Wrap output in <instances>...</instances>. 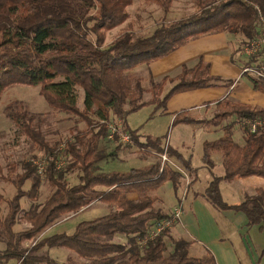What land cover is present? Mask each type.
Listing matches in <instances>:
<instances>
[{
  "label": "trees",
  "instance_id": "16d2710c",
  "mask_svg": "<svg viewBox=\"0 0 264 264\" xmlns=\"http://www.w3.org/2000/svg\"><path fill=\"white\" fill-rule=\"evenodd\" d=\"M143 1L156 4L164 17L173 0ZM192 1L196 11L187 17L161 22L146 35L122 29L104 44V32L124 22L125 8L131 0H0V97L13 85L37 86L50 109L90 120L80 133L65 140L64 151L69 159L59 169L54 161L63 152L55 150L56 142L50 144L43 139L34 115L16 109L14 104L5 106V116L47 158L42 178L26 162L23 172L10 180L15 192L0 218V262L15 259L17 264H60L45 250L62 247L70 254L61 264H216L207 248L200 255L190 253L193 240L172 238L168 235L170 229L147 239L154 223L169 218V213L154 208L156 197L151 192L169 182L179 199L180 172L169 164L160 167L158 161L125 171H99L96 167L103 158L98 143L107 138L106 122L116 117L132 142L147 145L157 154L165 147L168 157L177 159L187 171H196L176 149L168 144L161 146L159 138L146 136L138 141L139 134L128 129L125 117L146 105L153 106L152 115L164 110L167 100L176 93L217 85L221 79L209 74V64L201 58L191 67L182 65L176 76L159 80L152 78L148 64L200 36L238 34L243 36L242 45L246 44L256 36L258 26L253 5L264 11V0ZM141 64L145 65V76L132 74V68ZM246 77L253 90L264 91V79ZM76 88L82 90V110L77 106ZM144 93L149 97L144 98ZM213 107L216 112L206 122L217 124L226 118L264 122V107L258 105L224 96L215 100ZM90 112L95 117L93 122L86 116ZM235 122L222 126L219 137L201 143L200 160L211 177L201 196L217 209L241 211L248 226L264 228V214L252 210L261 205L264 190L256 189L236 205L225 203L220 195L221 181L229 183L249 176L264 179V124L254 131L242 124L243 143L239 145L232 139ZM199 123L200 118L186 109L172 114L171 125ZM214 153L221 156V176L211 170ZM72 171L77 172V182L68 184L64 173ZM41 180L51 187L50 194L42 203L31 202L22 209L21 198L35 200ZM25 181H29L27 189L22 188ZM92 201L103 203L107 213L77 223L70 234L43 235L30 246H23L24 241L44 233L61 216L76 213ZM20 220L29 226L13 230ZM115 235L125 236L126 243L113 242Z\"/></svg>",
  "mask_w": 264,
  "mask_h": 264
},
{
  "label": "rangeland",
  "instance_id": "374dc122",
  "mask_svg": "<svg viewBox=\"0 0 264 264\" xmlns=\"http://www.w3.org/2000/svg\"><path fill=\"white\" fill-rule=\"evenodd\" d=\"M125 11L127 17L124 22L104 32V44L109 43L122 29L126 28L130 29L135 35L149 34L161 22H171L187 17L196 11V7L192 0H173L169 5L168 13L163 17L161 9L156 4L148 3L143 0H131V3L126 6ZM225 36H227V38L225 37V44L230 53V63L233 64L234 67L240 69L246 60V57L240 52L243 47V36L238 34H226ZM144 66L145 65L141 64L132 68V74L145 76L146 70ZM215 77L221 79L215 87L227 88L228 90L231 86L230 83H234L233 92L246 86L253 93L250 95H257V91L251 89V83L246 75L239 76L237 83H235L234 78L231 76H228L229 78L221 76ZM144 84L147 85L146 83ZM261 94L264 95V91ZM76 96L77 106L79 110H82L83 94L81 89L76 88ZM147 97H149V94L144 93V98ZM8 104H14L17 107L16 109L20 107L33 114L34 122L38 129H40L43 139L50 144L56 142L55 150L57 151H59L58 149L61 147L60 151L63 153L58 154L59 157L56 160L59 169L63 168L69 159V156L66 155L64 151L65 140H70L73 135L80 133L90 121L86 119L84 120L77 115L50 109L44 99L38 94L37 86L13 85L4 90L0 97V218L5 215L7 211V202L15 192V188L10 180L13 179L15 174L23 172V163L29 162L31 166L33 165V167L36 168V163L44 166L47 158V156L44 155V152L38 150L23 134H20L13 122L5 116L4 109ZM152 110V105H146L129 113L125 117L126 126L129 130L137 131V134H139L138 141L142 142L146 136L159 138L161 146L166 143L176 149L183 157L187 158L190 165L196 168V179L193 188L199 190L202 194L211 177L208 169L202 167L200 160L201 146L199 142L203 140H213L219 137L221 135L222 126L229 123L231 120H235L236 124L233 127L232 139L237 144L241 145L243 143L241 136L243 121L236 118H226L217 124L213 121L206 122V120L211 119L216 112L214 107H211L205 114L203 111L202 113H198L195 109H187L193 117L200 118L201 123L199 124L171 125L172 114L174 112L170 111L169 108L166 109V112L163 110H157L151 115ZM86 116H89L91 122L95 121L92 112L88 113V115L86 114ZM109 120L117 121L118 119L116 117H110ZM200 128L201 130L209 128L216 132H214V134L204 132V136L202 134L199 136V134L195 132L194 137H192L191 134L190 136L186 134L190 129L196 130ZM200 137H202L201 140ZM98 149L103 153V158L96 164L97 170L99 171H125L130 167H139L153 161H158L161 164L162 161L159 155L163 152L165 153V149H163L161 153L157 154L153 149L147 147V145L132 142L131 138L130 142L127 143L120 142L116 138H105L98 143ZM165 156L167 157L168 162H165L164 164H169L174 170L182 174V188L190 186L193 181L191 180L193 174L187 171L174 157H168L166 153ZM211 159L214 161V171L217 173L222 172L220 154L214 153L211 156ZM76 173V171L64 173V178L68 184L77 182ZM41 176L42 175L39 174V177ZM187 182L188 184H186ZM28 186L29 181H25L22 188L27 189ZM224 188L225 187L222 185V200L228 202L230 201V198L227 197ZM38 190V196L33 201L26 197L21 198L19 204L22 209L28 208L31 202L42 203L50 194L51 187L47 182L41 180ZM157 192L162 197L163 201L159 199ZM151 194L156 197V201L153 203L154 208H159L164 213L171 212L172 208L175 206L172 205L176 198L174 190L169 182H164L156 191L151 192ZM106 213L107 208L103 203L92 201L76 213H67L61 216L56 220L55 224L49 226L44 233H40L32 241H24L23 246H30L43 235L58 233L70 234L73 232L74 226L77 223L94 219ZM28 226L29 225L26 222L20 220L15 226H13V230L17 231ZM171 228L169 229L171 230ZM170 230L168 231V235L175 238L176 234L171 233ZM248 235L249 233L246 234L244 241L248 246L246 254L250 255L252 245L249 241ZM262 235L264 236L263 233ZM112 241L125 244L126 237L123 235H115L112 237ZM165 241L167 247L170 248L168 238H165ZM1 248L2 244L0 243V249ZM45 252L48 257L60 264L64 263L67 260L68 254H70L67 249L62 247H50L47 248ZM74 258L77 260L75 256ZM0 264H17V261L15 259H8L6 261H1ZM260 264H264V253Z\"/></svg>",
  "mask_w": 264,
  "mask_h": 264
},
{
  "label": "crops",
  "instance_id": "0c3cea01",
  "mask_svg": "<svg viewBox=\"0 0 264 264\" xmlns=\"http://www.w3.org/2000/svg\"><path fill=\"white\" fill-rule=\"evenodd\" d=\"M225 35V33H215L200 36L176 48L171 53L150 62L149 70L152 78L159 80L163 76L174 77L179 73L182 65L191 67L201 58L203 61L208 62L210 75L227 78L231 76L237 83L239 76H241L240 69L230 63V53L225 44V37L227 38V36ZM233 90L234 83H231L228 90L227 88L212 86L179 92L167 100L163 111L166 112L167 108L172 112L182 109H195L198 113L203 111L205 114L213 107L215 100L224 96L243 103L264 107L262 92L257 91V95H250L253 93L246 86L234 92ZM195 132L199 136L201 134L204 136V132L214 134L216 131L209 128L201 130L200 128L190 129L189 134H186L189 136L191 134L194 137ZM203 141L199 142L200 146ZM202 167L204 166L202 165ZM190 168L195 167L190 165ZM213 168L211 170L214 174L217 176L222 175V172L217 173ZM192 174V183L190 186L182 188L177 196L179 199L175 197L176 200L172 205H178L181 214L172 226L171 233L176 234V237L181 236L193 240V243L189 246V251L194 255H200L203 248H207L212 253L216 264H260L264 253V236L262 235V233L264 234V228L259 229L256 225L248 226L245 215L241 211L220 210L209 204L201 196L200 191L193 188L196 171ZM222 185L225 187L227 197L230 198L228 202L223 201L227 204L236 205L248 196L253 195L256 189L264 190V179L249 176L234 178L229 183L221 181L219 183L221 198ZM157 194L159 199L163 201L158 192ZM252 210L258 215H263L264 198L261 205H256ZM247 233H249L248 238L252 245L250 255L246 254L248 246L244 241Z\"/></svg>",
  "mask_w": 264,
  "mask_h": 264
},
{
  "label": "built area",
  "instance_id": "2783aa9c",
  "mask_svg": "<svg viewBox=\"0 0 264 264\" xmlns=\"http://www.w3.org/2000/svg\"><path fill=\"white\" fill-rule=\"evenodd\" d=\"M253 7L256 12L258 26L256 30V36L254 38H251L246 44H244L240 50V52L246 57L245 62L251 59L247 64L242 65V67L240 68V75L243 74L254 78L264 79V11L256 5H253ZM117 119V121L108 120L106 122L107 138H116L120 142L124 143L130 142V134L122 128V124L120 122L121 120L119 118ZM243 124L248 125L249 129L251 131H254L255 128L263 126L264 122L259 119L243 120ZM166 145L167 144L165 143L164 146ZM60 149L61 147H59V150ZM159 156L162 161L160 167H162L165 162H168V159L165 156L164 152ZM58 157L56 158V160L58 159ZM56 160L54 161L55 166L57 165ZM36 164L37 173L42 174L43 166L39 163ZM56 167H58V165ZM186 184H188V182ZM180 214V207L178 205H175L169 213V218L161 219L152 225V227L148 231L147 239L154 238L163 229H169L171 225L177 221Z\"/></svg>",
  "mask_w": 264,
  "mask_h": 264
}]
</instances>
